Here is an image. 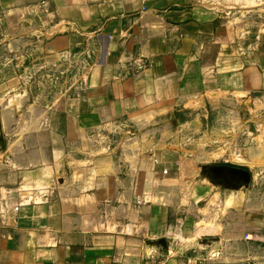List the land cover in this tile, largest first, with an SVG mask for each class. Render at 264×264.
Wrapping results in <instances>:
<instances>
[{
  "label": "crops",
  "instance_id": "crops-1",
  "mask_svg": "<svg viewBox=\"0 0 264 264\" xmlns=\"http://www.w3.org/2000/svg\"><path fill=\"white\" fill-rule=\"evenodd\" d=\"M0 18L83 69L75 93L1 111L0 264H264V211L242 186L184 179L167 124L264 90V0H0ZM206 199L233 250L168 254L219 232Z\"/></svg>",
  "mask_w": 264,
  "mask_h": 264
},
{
  "label": "rangeland",
  "instance_id": "rangeland-1",
  "mask_svg": "<svg viewBox=\"0 0 264 264\" xmlns=\"http://www.w3.org/2000/svg\"><path fill=\"white\" fill-rule=\"evenodd\" d=\"M41 50L38 28L32 26L20 32L0 18V149L7 141L1 122L5 104L18 114L24 109L25 102L27 105L38 104V100L52 102L75 93L74 85L83 76L78 60L65 59L59 64H50L41 58ZM191 106L175 112L167 123L168 131L173 133L169 141L176 146L185 169L184 179L206 176L224 180L233 189L242 186L244 199L264 211V90L253 93L251 98L237 96L234 101ZM124 131V126L108 130L102 138H107L110 144L118 139L122 143L124 136L131 133ZM222 165L248 170L250 180L245 181L228 171L218 172L217 167ZM209 203L207 199L202 201L199 205L204 210L199 212L203 218L215 217L219 232L199 238V241L193 240L188 247L182 245L175 251L171 249L168 254H178L186 262L201 263L227 253V248L233 250L227 246L224 226L228 211L220 212L222 205L217 208L215 203V210H212ZM216 240L219 246L214 245V248L211 245Z\"/></svg>",
  "mask_w": 264,
  "mask_h": 264
},
{
  "label": "water",
  "instance_id": "water-1",
  "mask_svg": "<svg viewBox=\"0 0 264 264\" xmlns=\"http://www.w3.org/2000/svg\"><path fill=\"white\" fill-rule=\"evenodd\" d=\"M217 171L218 172L228 171L234 175L241 176L245 181H249L251 177L250 172L248 170H245L240 167L222 165L217 167Z\"/></svg>",
  "mask_w": 264,
  "mask_h": 264
},
{
  "label": "built area",
  "instance_id": "built-area-1",
  "mask_svg": "<svg viewBox=\"0 0 264 264\" xmlns=\"http://www.w3.org/2000/svg\"><path fill=\"white\" fill-rule=\"evenodd\" d=\"M155 162H158V159H155ZM168 170H164V174H167Z\"/></svg>",
  "mask_w": 264,
  "mask_h": 264
},
{
  "label": "flooded vegetation",
  "instance_id": "flooded-vegetation-1",
  "mask_svg": "<svg viewBox=\"0 0 264 264\" xmlns=\"http://www.w3.org/2000/svg\"><path fill=\"white\" fill-rule=\"evenodd\" d=\"M226 166V165H225Z\"/></svg>",
  "mask_w": 264,
  "mask_h": 264
}]
</instances>
